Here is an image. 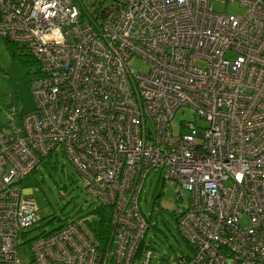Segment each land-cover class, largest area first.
<instances>
[{
  "label": "built area",
  "instance_id": "built-area-1",
  "mask_svg": "<svg viewBox=\"0 0 264 264\" xmlns=\"http://www.w3.org/2000/svg\"><path fill=\"white\" fill-rule=\"evenodd\" d=\"M222 2L244 13L211 0H0V35L38 63L35 108L0 123V264H149L138 201L151 170L176 186L190 253L173 264H264V0ZM183 106L207 125L173 132ZM57 148L110 207L105 237L82 217L28 238L40 217L21 181Z\"/></svg>",
  "mask_w": 264,
  "mask_h": 264
},
{
  "label": "rangeland",
  "instance_id": "rangeland-1",
  "mask_svg": "<svg viewBox=\"0 0 264 264\" xmlns=\"http://www.w3.org/2000/svg\"><path fill=\"white\" fill-rule=\"evenodd\" d=\"M222 1L211 0L216 11L244 13V8L238 3ZM233 56L232 52L226 53L227 58ZM6 62L7 68L0 69V123L6 122L9 109L27 112L33 110L36 105L30 81L35 76L38 66L34 72L29 71L25 75L18 62L9 59H6ZM196 64L204 66L205 61L197 59ZM1 65L5 67L4 64ZM132 67L136 71L147 72V65L139 58L132 60ZM13 92H18L19 98L11 99L10 95ZM187 121H192L199 127L207 125L191 106H183L175 111L170 121L172 131L178 132L180 124ZM21 185L25 192L32 193L40 217V220L28 229V238H34L40 232L55 229L69 220L82 217H89L91 226L99 227L98 217L93 213L97 201L85 192L75 167L59 148L43 158L36 170L22 179ZM175 190L176 186L173 184H161L158 170H151L144 179L138 205L141 213L149 221L145 236L146 244L152 250L149 264H173L180 255L190 253L187 242L177 228L176 215L179 205ZM158 192L160 195L155 198ZM185 201L186 198L184 203ZM241 223L247 225L248 219L243 217ZM17 256L23 262L31 259L29 242L17 247ZM142 261V257H139L132 264H141Z\"/></svg>",
  "mask_w": 264,
  "mask_h": 264
},
{
  "label": "trees",
  "instance_id": "trees-1",
  "mask_svg": "<svg viewBox=\"0 0 264 264\" xmlns=\"http://www.w3.org/2000/svg\"><path fill=\"white\" fill-rule=\"evenodd\" d=\"M102 1L110 2L112 0H101V2ZM4 43L11 60L20 64L25 75H27L29 71L34 72L36 70L38 63L32 56L23 52L16 43L7 39H4ZM10 97L11 99L14 97L19 98L18 92H13ZM93 213L98 217L100 235L105 237L109 231L110 207L102 204L96 205L95 208H93Z\"/></svg>",
  "mask_w": 264,
  "mask_h": 264
},
{
  "label": "crops",
  "instance_id": "crops-1",
  "mask_svg": "<svg viewBox=\"0 0 264 264\" xmlns=\"http://www.w3.org/2000/svg\"><path fill=\"white\" fill-rule=\"evenodd\" d=\"M6 59H9V61H12L10 56H9V54H8V52H7V49H6V46H5V43H4V39L0 38V69L7 68ZM1 64H4L5 67H3V65H1Z\"/></svg>",
  "mask_w": 264,
  "mask_h": 264
},
{
  "label": "water",
  "instance_id": "water-1",
  "mask_svg": "<svg viewBox=\"0 0 264 264\" xmlns=\"http://www.w3.org/2000/svg\"><path fill=\"white\" fill-rule=\"evenodd\" d=\"M159 195H160V193H157V194L155 195V198H156V197H159Z\"/></svg>",
  "mask_w": 264,
  "mask_h": 264
},
{
  "label": "flooded vegetation",
  "instance_id": "flooded-vegetation-1",
  "mask_svg": "<svg viewBox=\"0 0 264 264\" xmlns=\"http://www.w3.org/2000/svg\"><path fill=\"white\" fill-rule=\"evenodd\" d=\"M159 193V192H158Z\"/></svg>",
  "mask_w": 264,
  "mask_h": 264
}]
</instances>
